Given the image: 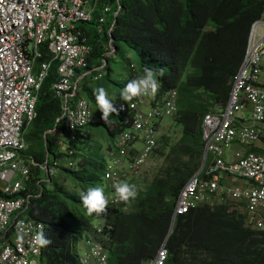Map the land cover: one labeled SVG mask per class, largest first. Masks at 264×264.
<instances>
[{"label":"trees","instance_id":"1","mask_svg":"<svg viewBox=\"0 0 264 264\" xmlns=\"http://www.w3.org/2000/svg\"><path fill=\"white\" fill-rule=\"evenodd\" d=\"M122 4L112 33L114 57L122 51L128 61L120 72L119 96L111 98L116 80L105 55L110 51L106 32L102 36L88 32L93 51L86 69L102 65V59L107 63L87 76L91 82L99 81L96 88L83 80L82 92L87 91L93 109L100 111L95 89L108 90L109 100L121 99L124 85L143 76L145 68L151 69L160 92L178 90V111L172 118L180 130L175 137L159 135L152 154L162 157V163L151 179L133 176L128 181L135 185L136 196L102 212L112 224L109 239H103L108 264H146L163 244L168 249L164 264H264V231L246 226L242 215L223 206L179 214L168 236L178 193L202 163V117L214 102L227 101L251 26L264 13V0H122ZM57 78L55 62L42 83L36 117L24 131L23 153L38 162L47 155L58 156L61 139H66L57 122L62 114L61 100L52 87ZM108 115L121 118L117 111ZM99 127L108 130L97 123L86 127L74 144L75 166L59 171L72 180V191L52 180L51 186L45 182L39 188L36 183L44 173L31 166L23 193L35 195L24 214L44 224L47 243L42 244V264H80L79 239L94 232L96 213L87 212L80 194L104 181L105 157L89 130ZM52 129L55 132H47ZM108 132L111 142L114 131Z\"/></svg>","mask_w":264,"mask_h":264},{"label":"built area","instance_id":"2","mask_svg":"<svg viewBox=\"0 0 264 264\" xmlns=\"http://www.w3.org/2000/svg\"><path fill=\"white\" fill-rule=\"evenodd\" d=\"M122 9V0H0V264H42L36 237H43L44 224L24 214L35 195L23 193L31 166L44 173L36 183L42 188L61 168L75 166L74 144L86 127L103 124L114 131L104 154L107 207H118L123 201L113 184L128 182L141 169L157 145L162 122L178 111L177 88L160 92L153 76L154 93L110 100L121 118L102 120L84 96V78L107 63L102 59V65L86 69L93 51L88 32H106L110 51L105 55L115 56L112 33ZM55 62L58 78L52 87L62 108L57 122L67 142H60L64 150L58 156L38 162L23 153L24 131L36 117L42 83ZM201 136L204 165L181 187L173 218L223 206L242 215L246 226L264 231V13L251 26L227 101L214 102L203 115ZM111 228L101 213L93 234L85 237L80 264H108L103 239H109ZM167 255L163 244L146 264H164Z\"/></svg>","mask_w":264,"mask_h":264},{"label":"clouds","instance_id":"3","mask_svg":"<svg viewBox=\"0 0 264 264\" xmlns=\"http://www.w3.org/2000/svg\"><path fill=\"white\" fill-rule=\"evenodd\" d=\"M156 89V83L152 79V70L145 68L144 75L137 79L128 81L123 90L120 93L122 100H130L134 96L145 94V92L154 93ZM94 96L97 102L98 109L101 112V119L106 120L109 112L116 111L113 107V103L106 98L105 90L103 87H99L94 90ZM113 188L116 197L124 202H127L130 198L136 196V187L128 182L114 183ZM80 199L85 206L89 214L95 212L100 214L106 212V204L108 203L102 187L95 186L90 187L86 191L80 194ZM37 241L40 244L47 243L42 236L37 235Z\"/></svg>","mask_w":264,"mask_h":264},{"label":"rangeland","instance_id":"4","mask_svg":"<svg viewBox=\"0 0 264 264\" xmlns=\"http://www.w3.org/2000/svg\"><path fill=\"white\" fill-rule=\"evenodd\" d=\"M103 33L100 34V36H102ZM111 67L114 70V78H115V84L113 85V93L111 95V98H116V96H119V90L121 88L120 84H121V80H120V72L122 70L123 67H125L128 63L126 56L123 54L122 51H120L116 57H114L113 55H109V57H107ZM85 83L87 84H92V87L96 88V86L99 84V81H94L91 82V80L89 81L87 79V77L84 79ZM108 90L105 91V93H107ZM84 96L87 98V91L84 92ZM107 98L109 99V97L107 96ZM88 99V98H87ZM89 100V99H88ZM90 133L92 135V138L97 140L98 145L101 146V152L104 155L107 146L110 144V137H109V132L108 130L99 127V129H90ZM179 126L174 122L173 118H166L163 122H162V126L160 128V134L163 133H167L172 137H175L179 134ZM84 143V142H83ZM81 144L82 146H84V144ZM60 151L64 150V147L61 145L59 148ZM101 154V155H102ZM162 163V157L156 155V154H151L148 159L146 160L145 164L141 167V169L139 171H136L133 175H129V179L131 180V178L134 176V180L137 179L138 177H144L146 179H151L153 174L156 172V170L158 169V167L160 166V164ZM63 174V173H62ZM52 181H58L61 182L68 190L72 191L73 188L75 189V187H73V182L70 179H64V175L60 176V173H56L55 175L52 176ZM143 184V183H141ZM52 184L48 183V186H51ZM138 187H141L142 185L138 184ZM99 187H102L104 195L106 197V185L105 183H102ZM137 187V188H138ZM78 190V188H77ZM107 207V204H106ZM128 209V208H127ZM100 214H95L93 217V221L92 224L94 226L98 225L100 223ZM85 241V234L83 235L82 238L79 239V246L81 244H83Z\"/></svg>","mask_w":264,"mask_h":264},{"label":"crops","instance_id":"5","mask_svg":"<svg viewBox=\"0 0 264 264\" xmlns=\"http://www.w3.org/2000/svg\"><path fill=\"white\" fill-rule=\"evenodd\" d=\"M61 141H63V142H67V140H66L65 138H64V140L61 139ZM61 145L63 146V143H62ZM61 145H60V146H61ZM63 147H64V146H63ZM84 249H85V241H84V243L81 244L80 246H79V243H78V251H79L80 254L84 251Z\"/></svg>","mask_w":264,"mask_h":264},{"label":"water","instance_id":"6","mask_svg":"<svg viewBox=\"0 0 264 264\" xmlns=\"http://www.w3.org/2000/svg\"><path fill=\"white\" fill-rule=\"evenodd\" d=\"M203 165H204V158H203V160H202V163H201V166H200L199 169H201V168L203 167ZM174 220H175V218H172V222H171V225H170V230H169L168 236H169V234H170L171 231H172L173 224H174ZM168 236H167V238H168Z\"/></svg>","mask_w":264,"mask_h":264}]
</instances>
